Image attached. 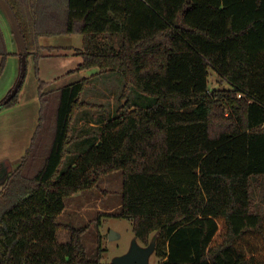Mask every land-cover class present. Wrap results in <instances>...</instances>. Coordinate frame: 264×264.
Instances as JSON below:
<instances>
[{
	"label": "trees",
	"instance_id": "trees-1",
	"mask_svg": "<svg viewBox=\"0 0 264 264\" xmlns=\"http://www.w3.org/2000/svg\"><path fill=\"white\" fill-rule=\"evenodd\" d=\"M6 1L28 64L34 59L41 110L30 148L0 191V264H113L101 260L100 233L91 259L90 225L58 218L67 198L119 171L122 204L113 216L131 220L144 244L156 239L160 264H264V0ZM75 34L84 36L72 53L83 59L75 71H118L126 88L156 103L128 102L105 117L93 144L60 172L74 122L92 107L82 99L92 78L44 92L40 61L73 48L39 39ZM13 55L0 24V78ZM211 70L230 88L211 90ZM24 83L0 111L18 104Z\"/></svg>",
	"mask_w": 264,
	"mask_h": 264
},
{
	"label": "rangeland",
	"instance_id": "rangeland-1",
	"mask_svg": "<svg viewBox=\"0 0 264 264\" xmlns=\"http://www.w3.org/2000/svg\"><path fill=\"white\" fill-rule=\"evenodd\" d=\"M7 20L8 30L5 33L8 51L17 53L15 55L21 60V51L14 34L13 27L9 22L6 13L0 7ZM9 40H8V38ZM55 39L56 46L73 48L71 51L62 50L58 56H50L42 59L43 69L41 73L48 82L46 89L54 90L72 84L84 78H92L91 85L83 94V101L92 107L83 110L76 118L73 131L75 142L70 146V153L63 162L60 172L66 171L78 156L89 148L101 132L102 121L105 117L115 116L120 113L121 108H125L128 102L135 106L147 107L154 105L156 100L152 97L141 94L135 87L126 88L125 77L118 71L101 72L99 69H88L75 71L82 63L80 56L72 55L75 48H83L84 36L82 35H63ZM16 45V46H15ZM57 54V53H55ZM10 56L2 76L6 75L0 83L1 89L6 88V82L14 70L15 60ZM30 67L33 70L34 59L30 58ZM30 70V71H32ZM70 71H73L70 73ZM36 75V74H35ZM37 77V76H36ZM2 78V77H1ZM0 78V80H1ZM216 71L211 70L209 77V88H230L227 82L220 80ZM27 83L34 86L31 78L27 77ZM39 85V84H38ZM126 94L128 97H126ZM0 184V191L2 190ZM255 198L257 202L262 201V192L255 187ZM123 193V174L121 171L104 176L97 188L83 191L65 200L66 208L58 218V222L64 226L82 227L90 225L88 232L84 236V243L91 259L98 256V237H102L103 263H112L115 258L129 252L135 240L133 222L126 218L114 217L121 207ZM59 241L67 243L70 240V232L65 229L58 231ZM153 238V237H152ZM151 238V241H152ZM150 241V242H151ZM141 246H148L138 240ZM162 259L155 253L150 257L149 264H160Z\"/></svg>",
	"mask_w": 264,
	"mask_h": 264
},
{
	"label": "crops",
	"instance_id": "crops-1",
	"mask_svg": "<svg viewBox=\"0 0 264 264\" xmlns=\"http://www.w3.org/2000/svg\"><path fill=\"white\" fill-rule=\"evenodd\" d=\"M0 24L6 33L8 30L7 20L0 9ZM58 36H42L39 41L44 47H62L56 46L55 39ZM8 38V37H7ZM9 40V38H8ZM16 46V45H15ZM66 48V47H63ZM17 53L15 50L11 52ZM14 70L10 75V78L6 82V88L1 89L0 87V103L11 91L15 85L19 73H20V59L13 55ZM35 65V63H34ZM42 60L40 61V71L42 72ZM96 69V68H93ZM30 62L28 64L27 77L31 78V82H34V86L31 83H25L23 90L19 96V102L13 107L6 108L0 111V174L5 175V179L14 171L21 163L27 150L30 148L33 137L39 125L41 102H40V91H39V79L36 77L35 67L32 71ZM91 70V69H90ZM6 75L2 76L0 83L4 80ZM44 74L41 73L40 79L44 80ZM27 80V78H26ZM46 81V80H44ZM48 84V82L46 81ZM53 90V89H52ZM45 88L44 92H49ZM56 90V89H54ZM1 184V183H0ZM3 185V183H2Z\"/></svg>",
	"mask_w": 264,
	"mask_h": 264
},
{
	"label": "water",
	"instance_id": "water-1",
	"mask_svg": "<svg viewBox=\"0 0 264 264\" xmlns=\"http://www.w3.org/2000/svg\"><path fill=\"white\" fill-rule=\"evenodd\" d=\"M0 7L4 10L6 13V16L11 23L14 34L16 36L18 47L20 51L23 53L21 55L20 60V73L18 76V79L11 89V91L7 94V96L3 99V101L0 103V108H2L4 105L9 103L20 91V88L22 87L24 80L27 75L28 71V60L27 56L24 53L25 52V46L23 37L20 31V27L18 25L17 19L15 17V14L13 10L11 9L10 5L6 0H0ZM221 80V79H220ZM156 249V239L153 238L150 244L146 247L141 246L138 242V239L135 238L133 241V245L128 253L125 255H122L118 258H115L112 262L113 264H149L150 257L155 253Z\"/></svg>",
	"mask_w": 264,
	"mask_h": 264
},
{
	"label": "flooded vegetation",
	"instance_id": "flooded-vegetation-1",
	"mask_svg": "<svg viewBox=\"0 0 264 264\" xmlns=\"http://www.w3.org/2000/svg\"><path fill=\"white\" fill-rule=\"evenodd\" d=\"M8 177H9V176H8ZM8 177L5 179V175L3 176V174H2V175L0 174V183H1V184L3 183V186H4V184L6 183ZM3 186H2V188H3Z\"/></svg>",
	"mask_w": 264,
	"mask_h": 264
}]
</instances>
